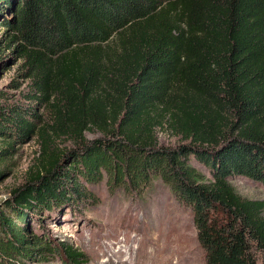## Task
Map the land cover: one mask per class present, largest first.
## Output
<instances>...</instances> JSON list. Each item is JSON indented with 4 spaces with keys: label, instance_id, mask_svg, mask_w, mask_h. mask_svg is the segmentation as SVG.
<instances>
[{
    "label": "trees",
    "instance_id": "1",
    "mask_svg": "<svg viewBox=\"0 0 264 264\" xmlns=\"http://www.w3.org/2000/svg\"><path fill=\"white\" fill-rule=\"evenodd\" d=\"M0 26V57L24 59L34 102L0 103V162L35 137L42 157L0 202V264H86L32 235L31 217L88 204L105 176L168 185L206 264H264V200L230 182L264 188V0H0ZM158 128L181 142L161 146ZM51 132L77 147L50 155Z\"/></svg>",
    "mask_w": 264,
    "mask_h": 264
},
{
    "label": "rangeland",
    "instance_id": "2",
    "mask_svg": "<svg viewBox=\"0 0 264 264\" xmlns=\"http://www.w3.org/2000/svg\"><path fill=\"white\" fill-rule=\"evenodd\" d=\"M4 28L0 26V40ZM24 59L4 50L0 57V99L2 104L33 105ZM17 86H13V82ZM40 108L41 119L50 121L47 106ZM157 140L163 147L181 141L168 130L158 128ZM95 131L84 133L86 141L100 138ZM77 145L69 137L51 132L50 155L69 152ZM38 138L16 147V154L0 162V202L22 185L40 156ZM201 172L205 168L192 160ZM206 174V173H205ZM235 192L244 199L264 200L260 183L243 177L230 179ZM94 199L74 209L54 215L31 217L32 235H44L57 245L82 254L86 264H206L198 244L191 209L179 203L168 185L159 178L140 192L110 188L106 176L93 189ZM41 223L38 222V220ZM44 239V238H43ZM44 264H70L63 255H54ZM257 264H261L258 260Z\"/></svg>",
    "mask_w": 264,
    "mask_h": 264
}]
</instances>
